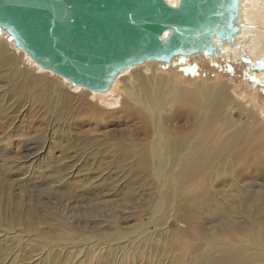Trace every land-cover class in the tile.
<instances>
[{
	"label": "rangeland",
	"instance_id": "1",
	"mask_svg": "<svg viewBox=\"0 0 264 264\" xmlns=\"http://www.w3.org/2000/svg\"><path fill=\"white\" fill-rule=\"evenodd\" d=\"M237 44L213 61L156 63L185 86L225 83L214 111H231L200 140L198 108L165 110L161 126L182 147L157 177L152 124L122 94L56 92L0 56V264H264L261 56Z\"/></svg>",
	"mask_w": 264,
	"mask_h": 264
},
{
	"label": "water",
	"instance_id": "2",
	"mask_svg": "<svg viewBox=\"0 0 264 264\" xmlns=\"http://www.w3.org/2000/svg\"><path fill=\"white\" fill-rule=\"evenodd\" d=\"M241 1L0 0V34L41 69L104 93L147 61L219 57L237 44Z\"/></svg>",
	"mask_w": 264,
	"mask_h": 264
},
{
	"label": "bare ground",
	"instance_id": "3",
	"mask_svg": "<svg viewBox=\"0 0 264 264\" xmlns=\"http://www.w3.org/2000/svg\"><path fill=\"white\" fill-rule=\"evenodd\" d=\"M167 1L177 2V0ZM241 13L243 25L245 22H250L253 25L254 23L256 25H261L258 27L259 29H254V26L250 28L249 26L245 27L242 25L239 33L236 35V39H242V43L239 42V44L244 49H246L245 43L248 42L247 50L249 54L251 53L254 57L261 56L259 63H256V65L253 64V69L256 71L258 79L264 81V0H242ZM4 40L0 39V56H2L3 62L7 67L18 70L20 69L17 67L18 64L24 62L22 67L24 70L23 74L27 77H31L35 85L47 84L56 92H68L67 85L70 84L68 81L49 71L41 69L24 52L20 53V51L17 50V53H15L16 50L14 52V49H9V46H6ZM225 46L223 49L224 51L231 52L233 50V52H235V45H233V47ZM222 54L223 51L219 56ZM215 58L217 59V57H213L212 60H216ZM1 63L2 62H0V65ZM156 63L155 61H147L135 65L128 70H124L116 77L113 84L106 92L99 94L107 95V93L112 92H116L115 94L117 96L122 94L121 103L125 102V106L127 104L128 108H132L133 105H136L140 114L150 121L153 127V138L147 148V155L151 156L152 170L156 173L157 177L169 170V163L174 159L176 153L182 147L181 137L175 139L172 130L169 129L166 132L161 126L160 118H162V114L165 110L172 108L174 105L186 107L188 110H192L194 107L198 108L199 110L196 114L198 116L203 115L197 132L200 140L205 136L208 130L207 120H220L225 124L226 120L231 117V111H227L223 117L219 116V113L214 111L215 96L217 93L222 95L226 92L225 83L217 81L216 83L208 84L199 79L195 80L192 86H185L183 85L182 77H176L172 72H157ZM146 70H148V72H146ZM159 84H161V86H159ZM147 87L148 97L145 96L144 91ZM76 88H79L77 94L79 96L89 97L92 93L98 94L85 88ZM161 91H164V93H171L169 99L164 95L159 97L158 93ZM56 94L58 95V93ZM229 99L230 98H225L222 103L226 105ZM100 116H102V113H100ZM184 133V131L178 132L180 136ZM186 154L187 153H185L184 156ZM161 210L162 208H159V214Z\"/></svg>",
	"mask_w": 264,
	"mask_h": 264
},
{
	"label": "snow or ice",
	"instance_id": "4",
	"mask_svg": "<svg viewBox=\"0 0 264 264\" xmlns=\"http://www.w3.org/2000/svg\"><path fill=\"white\" fill-rule=\"evenodd\" d=\"M180 6V4H179V0H177V2L176 3H173L172 5H171V7L172 8H178ZM168 33L166 32V33H164V36L163 37H161V39H166L167 37H168Z\"/></svg>",
	"mask_w": 264,
	"mask_h": 264
}]
</instances>
